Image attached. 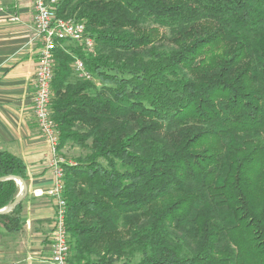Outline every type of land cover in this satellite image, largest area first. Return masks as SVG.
<instances>
[{
	"label": "trees",
	"instance_id": "trees-1",
	"mask_svg": "<svg viewBox=\"0 0 264 264\" xmlns=\"http://www.w3.org/2000/svg\"><path fill=\"white\" fill-rule=\"evenodd\" d=\"M56 7L96 41L55 52L58 150H81L64 165L70 264H264V0ZM0 178L2 210L23 160L0 152Z\"/></svg>",
	"mask_w": 264,
	"mask_h": 264
},
{
	"label": "crops",
	"instance_id": "crops-1",
	"mask_svg": "<svg viewBox=\"0 0 264 264\" xmlns=\"http://www.w3.org/2000/svg\"><path fill=\"white\" fill-rule=\"evenodd\" d=\"M33 5L34 0H0V152L20 157L28 171L22 228L0 225V264H52L56 203L49 192L55 176L48 161L53 148L40 133L33 107L40 48Z\"/></svg>",
	"mask_w": 264,
	"mask_h": 264
},
{
	"label": "built area",
	"instance_id": "built-area-1",
	"mask_svg": "<svg viewBox=\"0 0 264 264\" xmlns=\"http://www.w3.org/2000/svg\"><path fill=\"white\" fill-rule=\"evenodd\" d=\"M59 0H34L33 30L39 41L37 72L35 77L36 91L33 96V107L36 121L42 137L53 148V155L48 165L55 176L53 187L49 194L56 203V215L52 238V264H70V235L67 228V202L63 196L64 190V159L59 155V140L56 124L52 118L51 99L54 80L55 52L58 48L66 49L67 43H77L84 46L88 52H95L96 41L86 31V25L74 19L57 16L56 4ZM11 20L16 21L18 17ZM76 74L81 78L92 79L86 71L80 58L74 61Z\"/></svg>",
	"mask_w": 264,
	"mask_h": 264
},
{
	"label": "rangeland",
	"instance_id": "rangeland-1",
	"mask_svg": "<svg viewBox=\"0 0 264 264\" xmlns=\"http://www.w3.org/2000/svg\"><path fill=\"white\" fill-rule=\"evenodd\" d=\"M69 47H74V49H77L78 45L76 43H67V48L69 49ZM79 153H81V150L79 148L72 147L71 144L66 146L64 149L59 150V155L64 159L65 163L74 162L73 158L77 157Z\"/></svg>",
	"mask_w": 264,
	"mask_h": 264
},
{
	"label": "water",
	"instance_id": "water-1",
	"mask_svg": "<svg viewBox=\"0 0 264 264\" xmlns=\"http://www.w3.org/2000/svg\"><path fill=\"white\" fill-rule=\"evenodd\" d=\"M9 178H11V177H9ZM5 179H8V178H0V181H3ZM16 181L22 187L20 194L11 204H9L4 209L0 210V212H6V211L13 210L16 207V205L21 203L22 200L24 199V197H26V195L28 194V185H27L26 181L22 178H16Z\"/></svg>",
	"mask_w": 264,
	"mask_h": 264
}]
</instances>
